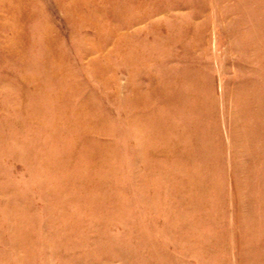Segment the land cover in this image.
I'll return each mask as SVG.
<instances>
[{
	"label": "rangeland",
	"instance_id": "374dc122",
	"mask_svg": "<svg viewBox=\"0 0 264 264\" xmlns=\"http://www.w3.org/2000/svg\"><path fill=\"white\" fill-rule=\"evenodd\" d=\"M0 264H264V0H0Z\"/></svg>",
	"mask_w": 264,
	"mask_h": 264
}]
</instances>
